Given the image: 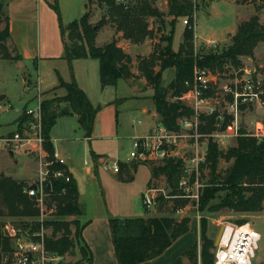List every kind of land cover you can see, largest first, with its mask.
Here are the masks:
<instances>
[{"label":"trees","instance_id":"1","mask_svg":"<svg viewBox=\"0 0 264 264\" xmlns=\"http://www.w3.org/2000/svg\"><path fill=\"white\" fill-rule=\"evenodd\" d=\"M89 1V0H88ZM254 13L238 24L236 32L231 36V43L221 53L210 52L202 56L194 54V0H168V14L173 16L172 23L180 16H188V22L183 32V39L178 50H174V35L163 39L166 46L154 48L148 56H137L141 71L155 83L153 99L160 123L170 130H176L178 119L191 114L189 106L181 99L190 88L186 80H192L197 64L211 69L213 72L223 70L228 63L235 67L242 65L243 56H254L260 42H264V23L260 13L264 8V0H256ZM244 2V1H243ZM89 3V2H88ZM98 5L104 8L102 17L93 23L94 12L87 8L84 14L69 23H63L60 14V24L65 42V55L71 61L73 58L95 57L100 60L101 80L103 85H114L120 78L128 79L136 76L133 71V57L118 43V38L98 45L96 42L103 26L112 24L122 37L139 43L149 37L153 31L148 17H160L164 12L155 4V0H98ZM59 11L58 4L55 5ZM0 58L18 61L23 56L11 41L8 11L0 2ZM158 66V69L156 68ZM169 67L175 68V76L167 86L162 85L163 71ZM65 87L63 95L41 100L42 135L45 138L44 148L47 158H54L55 148L51 139V130L59 117L74 114L85 131V136H91L93 124L100 106H95L87 93L79 86L75 76L69 81L61 79ZM213 94L210 91L209 94ZM244 106V105H243ZM242 106V108H243ZM207 120L200 131L211 132L215 129L216 115L202 116ZM230 116L223 122L228 125ZM23 121L31 119L25 112L20 115ZM23 124L19 130L22 131ZM236 144L227 151L219 150L218 144L209 142L207 164L214 176L203 189L200 202L202 208L208 205L209 197L219 190L227 189L226 195L216 203L209 204L212 211L227 208L236 212H254L264 209V136L262 138L251 134L242 127L237 136ZM220 156L232 159L225 173L217 172ZM97 161L98 155L94 154ZM118 176L120 180L131 181L140 164H148L151 177L148 188H158L156 181L165 176L170 187L169 193H157L154 204L159 211L169 214L149 216H109L115 253L119 264H138L161 255L177 238L187 233L191 225V216H175L187 205L188 198L180 188V180L185 175L184 160L171 156L163 160L129 162L120 161ZM58 168H65V176H54ZM69 176V180L66 178ZM30 183L0 170V264L3 254L13 251L14 238L12 233H6L8 226L15 227L20 233H42L46 248L52 254L63 257L66 253H74L76 248L81 253L78 264L92 259L89 245L84 241L82 219L85 215V205L79 200V190L76 178L68 171L61 161L53 162L46 184V195L43 205L35 196H30L27 188ZM147 188V189H148ZM65 189V191H64ZM182 194H180L181 192ZM145 195L143 194V199ZM172 201L171 206L168 201ZM146 205V204H145ZM172 207V209H171ZM148 210V206L146 205ZM171 209V210H170ZM51 211V218L40 219L43 213ZM50 212V213H51ZM74 216L73 218H68ZM8 221V222H6ZM238 223H244L239 221ZM51 228V233L43 229ZM17 235V234H16ZM37 235V234H36ZM35 235V236H36ZM40 235V234H39ZM37 237V236H36ZM201 244L195 242L173 264H214V238L208 234L206 217L200 220ZM187 261H185V259ZM48 264H62V261H50Z\"/></svg>","mask_w":264,"mask_h":264},{"label":"rangeland","instance_id":"2","mask_svg":"<svg viewBox=\"0 0 264 264\" xmlns=\"http://www.w3.org/2000/svg\"><path fill=\"white\" fill-rule=\"evenodd\" d=\"M9 1L10 0H0V2H3L4 9L6 11H8L7 3ZM240 1H244L246 4H252L253 6L257 4L256 0ZM85 2L86 3L84 4L83 2L81 3L83 13L84 6L85 8L87 7L92 9L94 12L92 22H98L105 9L98 5V0H85ZM234 2L235 0H194V3L196 4V10L194 14L193 26L194 54L196 56L200 57L210 52L221 53L228 48L231 43L229 32H231L234 28V19L236 18L238 10H240V7H235L236 3ZM155 4L160 8V10H162V12H164V15L160 17H148L149 24L153 29L151 35L146 38L148 39V42L146 39L142 41L143 43H135L130 41L133 43H130V48L133 51L134 57V63L132 66L137 74L132 81L134 83L139 82V86L143 87V90H150V92H155V83L148 79L144 72L141 71V65L139 60H137V55L143 56V54H145L143 52L145 51L142 50H150L151 48L153 51L155 47L160 49L161 47L166 46L168 41L163 38L171 34L174 35L173 48L174 50H178L180 45L179 43H181V40L183 39L182 31L184 32L183 29H185L186 25L191 24L190 21L188 23L184 22V20L188 18L186 15L178 17L176 21L172 23L173 16L168 14V0H155ZM64 5L63 13L65 11L66 18L74 19L75 17H78L77 15L79 13V8L77 6V0H70ZM241 6L244 7V5ZM245 8L246 9H242L239 12L244 17L247 15L249 16L253 12L252 6L247 5ZM209 11L218 14L217 17H215L212 25L217 29L215 36L208 33V28L211 27V23L209 22L211 15H209ZM3 25L4 23L0 24V29L3 27ZM107 25L116 30L114 25ZM15 26H17L16 30H18L19 26L17 23ZM105 26H103L102 29H105ZM118 32L116 30L113 37H115L116 33ZM101 35L102 37L110 36L109 33L105 32H102ZM126 40L129 41V39ZM124 44L127 43L124 42ZM142 47L143 49H141ZM152 51H150V53ZM150 53L144 56H148ZM21 64L22 63H19V61L16 62L0 58V94L6 95V97L0 100V170L16 178L18 175H20V173L25 172L23 175H27V178L25 179L28 183H30L32 180L38 178L35 173H38L40 170V163L36 151L32 150L28 145L22 146L21 148L18 147L19 149H17V142L9 140L6 141L5 139L7 136L13 135L16 130H19L20 125L23 124L24 127L27 123H29L28 120L23 121L20 119V115L26 112V108L20 107V105L22 102L21 97L23 96V83L25 82V89H30L32 84H34L35 72L34 65L26 66ZM245 67L264 73V43H260V45L257 46L254 56H243L242 65L240 67H235L228 63L224 66L223 70H217L213 72L211 69H209L213 75V84L211 89L203 94V96L207 98L204 102L197 103L196 98L193 95L183 98L192 112L189 115L180 117L178 119V127L175 129L182 134L181 138H177L178 142H182V148L179 153L186 154L188 157L187 161H185V164L188 166L186 184L184 185V188H182V186L179 184V188L184 193L182 194L180 191V194L183 195L182 198H188L189 202L185 207L181 208L180 211H176L173 214L175 216L190 215L191 217H195L197 220H199V223L202 217H206L208 221V234L214 238V244L220 229L224 227L226 223H238L239 221L249 222L262 233V239L259 243L258 250H256V255L253 258L252 264H264V209L262 211L248 213L236 212L227 208L216 211L210 210L208 207L209 204L219 202L226 195L227 189L219 190L212 197H209L208 205H206L204 208H202L203 202H200L203 189L214 177L211 175V169L206 163L210 140L216 142L218 144L219 150H223L224 152L227 151L228 148L234 146L237 142L236 136H223L224 133L222 130L217 131L216 123L215 129L211 132H202V130L200 131V127L202 125L206 126L207 122V120L202 118L201 115L204 117L211 115L208 114V111L211 108H216L214 114H218V108L220 107V104L218 103L219 100H228L230 98V94L225 91V86L234 84V78L236 76H242L245 72ZM205 68L206 67H201L199 64L196 65V69ZM24 76L28 77V81L23 80ZM174 76V68L167 70L162 76V85L167 86ZM210 91H213L214 93L209 94ZM148 102L151 103V100H148ZM120 110L121 119H125L126 117L129 120V126L131 128L133 124L132 119H138L140 113H137L136 111H133L132 113L129 112L133 109L131 107L128 108L125 105L121 106ZM127 112H129L128 115H126ZM196 113H199L197 127L195 125L197 120ZM185 118L192 120L193 124L188 126L183 125L182 120ZM257 120L264 121V107H261L259 103L244 105L240 117V126L252 131ZM160 122V118H158L156 121L157 125L149 133H154L158 127L165 126ZM132 141V137L127 139L125 147L126 151L121 154L122 156L127 155V152L128 154L130 153L132 149ZM111 157L114 156L112 155ZM80 161L84 165L82 157L80 158ZM231 162L232 159L226 156H220L217 165V172L221 174L225 173ZM99 173H101L103 177L102 180L106 186L107 193L105 194L104 188L100 184V181H98V190L100 191V196H98V198H100L102 204L105 205V208L110 211V215L123 217L169 214V211H159L156 204H151L148 206V210L146 209L143 194L146 190V187L148 186V181L151 174L148 164H141L137 177L134 180L129 181L130 183L126 184L125 186L121 185V187H118L115 183L116 178L112 175L110 170H104L103 168H100ZM117 178L120 179L118 175ZM156 185L159 187L158 193H169L170 187L168 186L165 176L159 178L156 181ZM95 190H97V187H91L90 190H88L89 192L85 194V197H90L91 201H93L95 197L97 198ZM90 193L92 196H89ZM107 199L108 203L110 204H107ZM171 204L172 201H168V205L171 206ZM50 212L51 211H49L47 214L42 212L40 219L43 220L51 218L54 213ZM73 217L74 216H69L68 218ZM10 227L11 226L7 227L9 230L8 233H11ZM43 230L47 231V233H51V228H46ZM16 231L17 235L13 240V247L16 246L23 248L27 244L25 239L30 238L32 240H37L42 236L41 233H36L37 235L27 232L19 234V230L17 228ZM198 243L201 244V238H199ZM80 258L81 253L79 249L76 248L74 253H66L63 257H61L59 260H55L54 262L58 263V261H62V264H78V260H80Z\"/></svg>","mask_w":264,"mask_h":264},{"label":"crops","instance_id":"3","mask_svg":"<svg viewBox=\"0 0 264 264\" xmlns=\"http://www.w3.org/2000/svg\"><path fill=\"white\" fill-rule=\"evenodd\" d=\"M69 1L10 0L7 3L11 41L17 47L18 52L23 56V58L18 61L22 63L21 65H34L35 72L34 84H32L30 89L28 88L29 90L25 89V82L23 83V96L21 97L22 102L20 107L27 108L43 99L63 95L66 89L61 86V79L69 81L73 76H75L79 86L87 93L91 102L95 106H100L94 120L91 136H85V131L80 125L77 115L67 114L59 117L56 124L53 126L51 130V139L59 159L63 161L68 171L76 178L79 200L85 205V215L82 219V223H85V226L82 234L84 241L91 249L92 259L90 261H83L82 264H119L109 224L110 211L105 208V205H103L100 198H98V196H100L97 184L98 181H100V184L104 188L105 194L107 193L106 186L102 180L103 177L101 173H99L100 168L111 171L112 175L116 178L115 183L118 187L130 183L129 181L118 179V172H115L111 168H105L104 163L107 162L110 164L115 161L129 162L132 159L130 153L128 154L127 152V155H121L126 151L127 139L132 137V140H134L136 137L151 132L157 125L156 121L159 115L153 99L154 92L143 90L144 88L139 86V82L134 83L132 80H134L136 76L128 79L120 78L114 85H103L101 80L100 60L98 58L87 56L73 58L70 61L66 57L65 42L59 14L63 23H69L84 14L81 3H86L85 0H77V6L79 8L78 17L69 19L65 17V11L63 13L64 4ZM234 3L237 5H235V7H240V10H238L236 18L234 19L235 25L232 31L229 32V38L236 32L238 24L248 19L255 11L252 4H246V2L240 0H235ZM56 4L59 6L60 13L55 8ZM241 5H244V7ZM247 5L253 7V12L249 16L247 15L244 17L239 12L242 9H246L245 7H247ZM86 9L87 7L85 8L84 6V12ZM208 13L211 15V19H209L211 27L208 28V33L215 36L217 29L212 25L218 14L212 11ZM263 14L264 8H262L260 13L261 21L264 23ZM16 23L19 26L18 30H16ZM115 31L116 30L112 27L108 25L105 26V29H101L98 33L96 39L97 44L102 45L110 41ZM102 32L109 33L110 36L102 37ZM121 35L122 32L120 31L116 33L115 36L119 39V45L133 57V51L130 48V45L133 43H131L130 40L127 41ZM146 41L148 42V39H146ZM124 42L127 44H124ZM260 43L258 45H260ZM143 47L141 49H143ZM142 51H145L143 52L145 53L143 54L144 56L149 54L152 50L150 48V50L146 49ZM156 68L158 69V67ZM172 68L174 67L165 69L163 75L167 70ZM133 71L135 72L134 69ZM23 80L28 81V77L24 76ZM148 100H151V103H149ZM123 105L128 108L131 107L133 109L129 111L131 113L133 111L140 113L138 119H132L133 124L131 128L129 126V120L126 117L125 119H121L120 117V107ZM129 112H127L126 115H128ZM94 154L98 155L97 161L94 159ZM112 155L114 157H111ZM81 157L83 158L84 165L80 161ZM140 165L134 174V179L137 177ZM23 174H25V172L20 173L21 176L18 175L17 178H27V175ZM35 174L37 177L39 176V172ZM37 179L32 180L30 184ZM91 187H97V190H95L97 198L95 197L93 201H91L90 197H85V194L89 192L88 190H90ZM147 188L148 187H146V190ZM89 196H92V194L90 193ZM107 204H110L108 203V199ZM199 238V220L195 217H191V225L187 233L177 238L161 255L138 264H173V262L178 257L182 256L188 248L199 241ZM184 259L187 261L186 258Z\"/></svg>","mask_w":264,"mask_h":264},{"label":"built area","instance_id":"4","mask_svg":"<svg viewBox=\"0 0 264 264\" xmlns=\"http://www.w3.org/2000/svg\"><path fill=\"white\" fill-rule=\"evenodd\" d=\"M122 1V0H119ZM188 23V18L184 20ZM242 76H236L234 84L225 86V91L230 94L228 100L220 99L218 114L216 113V129L222 130L223 136H238L240 129V117L242 114V106L246 104L259 103L264 107V76L263 73L257 72L252 68L245 67ZM186 84L190 86L189 90L183 94L181 99L189 95L196 98L197 103L204 102L207 98L203 94L210 90L213 84L212 72L205 69H194L192 80H186ZM184 101V100H183ZM185 102V101H184ZM186 103V102H185ZM216 109V108H215ZM214 108L208 111V114H214ZM26 113L31 119L22 131L16 130L13 135L7 136L6 141L17 142V149L28 145L32 150L36 151L40 163L38 179L33 182L36 187H31L33 183L26 189L30 196H35L43 205L46 195V184L50 174V166L53 162L63 161L59 159L58 154L54 152V158H47L48 153L44 148L45 138L42 135V106L41 101L26 108ZM198 115L196 113V127L198 125ZM230 116L228 125L223 127V122ZM182 124L188 126L193 124L192 120L185 118ZM231 132H230V131ZM216 131V130H215ZM251 134L259 138L264 136V121L257 120ZM182 137L178 130H170L165 126H160L154 133L134 138L130 157L138 161L163 160L171 156L183 158L184 164L188 157L186 154H180L182 142H178L177 138ZM19 147V148H18ZM185 175L180 180V185L184 188L186 177L188 176V166L185 164ZM105 168H111L115 172H119V161L113 163H104ZM65 168H58L54 171V176H65ZM69 180V176L66 177ZM158 188H148L144 193V203L149 206L154 204V196ZM65 191V189H64ZM11 233L16 236L15 227H10ZM223 233L219 244L216 246L214 264H252L262 239V233L249 222L244 223H226L223 227ZM8 230V228H7ZM9 231V230H8ZM42 234V233H41ZM25 247H16L10 253L3 254L4 264H48L50 261L59 260L61 256L52 254L47 250L43 234L40 239H25ZM18 246V245H17Z\"/></svg>","mask_w":264,"mask_h":264},{"label":"water","instance_id":"5","mask_svg":"<svg viewBox=\"0 0 264 264\" xmlns=\"http://www.w3.org/2000/svg\"><path fill=\"white\" fill-rule=\"evenodd\" d=\"M5 97V94H0V100H2L3 98ZM37 184L36 183H33L31 185V187H36ZM223 227L220 229L219 233H218V236L216 238V241H215V245L217 246L219 244V241L221 239V236H222V233H223ZM6 233H8V230L6 229Z\"/></svg>","mask_w":264,"mask_h":264}]
</instances>
